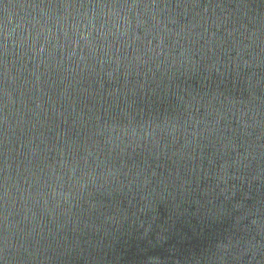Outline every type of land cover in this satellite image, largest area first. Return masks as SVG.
Listing matches in <instances>:
<instances>
[{
	"label": "water",
	"instance_id": "95a60500",
	"mask_svg": "<svg viewBox=\"0 0 264 264\" xmlns=\"http://www.w3.org/2000/svg\"><path fill=\"white\" fill-rule=\"evenodd\" d=\"M190 3L0 0V264H264V0Z\"/></svg>",
	"mask_w": 264,
	"mask_h": 264
},
{
	"label": "snow or ice",
	"instance_id": "6c2138e0",
	"mask_svg": "<svg viewBox=\"0 0 264 264\" xmlns=\"http://www.w3.org/2000/svg\"><path fill=\"white\" fill-rule=\"evenodd\" d=\"M198 4H199V0H191V3L189 5H198ZM62 6L64 8H69V7H75L76 5L71 4V3H65ZM80 6L82 7L84 5H80ZM130 6H136V5L133 4V5H130ZM146 6H152V5H146ZM166 6H168V5H166ZM185 6L187 7L188 5H185ZM3 189H4L3 195H4L5 198H7L8 197V188H7V176L6 175L4 177ZM8 244H9L8 238L5 235L4 241H3V246H4L5 250L8 248Z\"/></svg>",
	"mask_w": 264,
	"mask_h": 264
},
{
	"label": "clouds",
	"instance_id": "9594fccd",
	"mask_svg": "<svg viewBox=\"0 0 264 264\" xmlns=\"http://www.w3.org/2000/svg\"><path fill=\"white\" fill-rule=\"evenodd\" d=\"M217 247H225V245H223V244H220V245H218Z\"/></svg>",
	"mask_w": 264,
	"mask_h": 264
}]
</instances>
